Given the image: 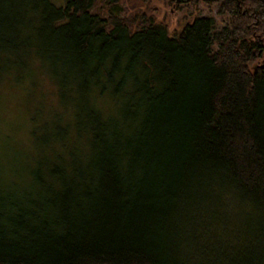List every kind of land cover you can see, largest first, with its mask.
Returning <instances> with one entry per match:
<instances>
[{"label":"trees","instance_id":"1","mask_svg":"<svg viewBox=\"0 0 264 264\" xmlns=\"http://www.w3.org/2000/svg\"><path fill=\"white\" fill-rule=\"evenodd\" d=\"M122 1L0 0V95L66 107L32 153L0 103V264H264V0L173 35Z\"/></svg>","mask_w":264,"mask_h":264},{"label":"rangeland","instance_id":"2","mask_svg":"<svg viewBox=\"0 0 264 264\" xmlns=\"http://www.w3.org/2000/svg\"><path fill=\"white\" fill-rule=\"evenodd\" d=\"M55 7H62L65 0H50ZM95 12L101 16H106L107 8L102 3H97ZM119 9L122 11L121 15L130 18L134 15L152 17L157 23H162L168 28L169 35H173L181 30V28L190 23L196 17L209 16L216 20L217 28H220V20L215 14V9H209L203 6V4L180 6L174 4L172 0H145V3L140 4L136 0H123ZM39 78V81H36ZM35 79L28 80L24 88L17 90H6L4 94L0 95V103L2 106H6L11 111L17 112L24 117L25 122L28 124L27 131L23 132L20 139L27 146L30 147L32 153H37V145H40L41 149L44 147L43 139L46 138L44 132L38 134L41 138V142H36L32 133L36 131V128L46 126L52 127L50 138L54 136V125L57 124L59 118L58 114H62L61 109H65L61 106L60 100H62L63 91L58 86L57 80L49 75L47 71L37 72ZM59 101V106L57 102ZM55 103V105H53ZM43 105V108H42ZM53 106L56 108H53ZM71 112L67 117L66 123L73 124L76 121V116L79 111L73 109L71 105ZM61 108V109H60ZM30 142V143H29ZM54 148V147H53ZM50 150V149H49ZM50 152V151H49Z\"/></svg>","mask_w":264,"mask_h":264}]
</instances>
